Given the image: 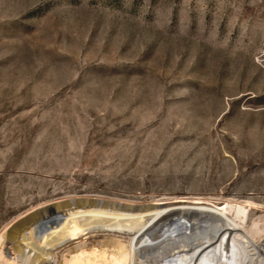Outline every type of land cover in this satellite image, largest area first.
Wrapping results in <instances>:
<instances>
[{"label": "rangeland", "instance_id": "rangeland-1", "mask_svg": "<svg viewBox=\"0 0 264 264\" xmlns=\"http://www.w3.org/2000/svg\"><path fill=\"white\" fill-rule=\"evenodd\" d=\"M159 203L264 264V0H0V264L113 261L125 235L49 241Z\"/></svg>", "mask_w": 264, "mask_h": 264}, {"label": "bare ground", "instance_id": "bare-ground-1", "mask_svg": "<svg viewBox=\"0 0 264 264\" xmlns=\"http://www.w3.org/2000/svg\"><path fill=\"white\" fill-rule=\"evenodd\" d=\"M102 210L104 209L91 208L90 210H86L84 216L88 217V227H90H86L83 230L76 228L74 231L75 226L68 225L67 230H63L57 238L49 241L52 243L50 246L64 245L70 240L79 238L81 234H86L90 231H103L113 233L114 235H125L127 239L121 240V237V239H117L115 235L114 237L116 239H108L105 237L103 241L100 240L102 244L114 251V260L110 262L98 261L97 264L245 263L241 251L236 257L229 260L225 259V239L231 238L236 242L240 241L242 243L246 237L235 234L226 213L219 207L197 203H159L152 213L150 212L146 215L128 213L127 215L129 216L125 219L130 221L128 224L123 223L124 221L120 222V220L101 223L95 218L101 215L99 212ZM118 213L116 212L114 215ZM121 215L124 216V214ZM122 220L124 219L122 218ZM250 243L252 249L263 252L258 243ZM39 249L42 256L46 255L48 259L45 264H56L46 252L50 248L45 247ZM255 251L250 254L246 264H262L259 256H255ZM63 258L72 264L83 262L76 256L67 257L64 255Z\"/></svg>", "mask_w": 264, "mask_h": 264}]
</instances>
